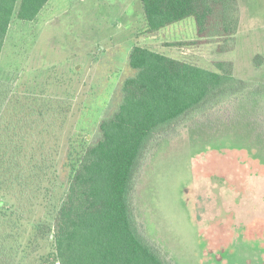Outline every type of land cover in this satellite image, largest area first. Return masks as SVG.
I'll return each mask as SVG.
<instances>
[{
    "label": "rangeland",
    "instance_id": "obj_1",
    "mask_svg": "<svg viewBox=\"0 0 264 264\" xmlns=\"http://www.w3.org/2000/svg\"><path fill=\"white\" fill-rule=\"evenodd\" d=\"M238 5L237 35L217 40L199 36L193 18L148 33L140 0H50L33 22L14 17L0 59L12 96L57 102L53 117L21 125L27 152L47 159L42 187L59 189L68 153L100 140L135 46L212 71L232 66L244 89L154 136L135 181L140 231L171 264H264V0ZM3 198L19 249L0 264H54L53 244L35 234L46 195Z\"/></svg>",
    "mask_w": 264,
    "mask_h": 264
},
{
    "label": "trees",
    "instance_id": "obj_2",
    "mask_svg": "<svg viewBox=\"0 0 264 264\" xmlns=\"http://www.w3.org/2000/svg\"><path fill=\"white\" fill-rule=\"evenodd\" d=\"M49 1L0 0V59L14 17L33 22ZM140 1L150 34L189 18L201 37L230 39L239 30L238 0ZM129 66L134 73L121 84L115 111L101 121L100 140L68 153L66 183L55 178L61 189L42 187L47 159L27 152L21 125L33 114L53 117L50 106L57 102L12 96L0 85V209L8 206L3 197L20 196L32 204L41 192L46 195L48 214L36 223L35 234L53 244L54 264H171L142 235L134 210L132 194L149 144L245 87L230 65L219 63L218 72L212 71L141 46L131 51ZM12 215L0 210V218L9 217L0 222L1 257L19 249Z\"/></svg>",
    "mask_w": 264,
    "mask_h": 264
}]
</instances>
